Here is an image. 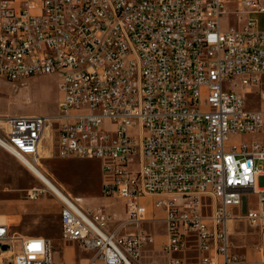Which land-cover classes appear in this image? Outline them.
<instances>
[{"label":"built area","instance_id":"built-area-1","mask_svg":"<svg viewBox=\"0 0 264 264\" xmlns=\"http://www.w3.org/2000/svg\"><path fill=\"white\" fill-rule=\"evenodd\" d=\"M260 13L259 0H0V76L17 89L53 75L61 94L54 114L1 115L4 150L31 173L55 125L57 157L99 160L102 195L124 203L121 215L44 182L27 189L30 201L55 198L60 237L89 254L84 264H145L144 226L157 220L164 264H245L227 225L264 233V147L231 137L263 127L245 104L264 75ZM5 244L11 264H66L48 237L0 223Z\"/></svg>","mask_w":264,"mask_h":264},{"label":"rangeland","instance_id":"rangeland-1","mask_svg":"<svg viewBox=\"0 0 264 264\" xmlns=\"http://www.w3.org/2000/svg\"><path fill=\"white\" fill-rule=\"evenodd\" d=\"M230 24L234 25L235 17H229ZM264 80V77H263ZM57 80L53 75H36L26 80V86L13 88V82L5 80L0 76V116L13 115L17 113L46 114L56 112V102L58 98ZM29 99V101H26ZM245 104L248 109H260L264 112V106L255 95H247ZM52 133V132H51ZM51 136V135H50ZM49 136V137H50ZM47 136L43 140V146L49 147L50 138ZM242 139L251 141L258 140L259 135L242 134ZM48 141V142H47ZM53 141V140H52ZM7 136L0 137V146L6 149ZM0 148V199L26 200L27 189L35 186H43L39 178L26 170L20 162L14 159L4 149ZM45 150L40 148L41 168L37 171L46 179H49L43 171L46 170L54 180L65 189L75 195L79 204L86 207L104 206L110 211L123 215L124 203L117 199L106 198L101 193L100 181L102 179L99 170L100 161L95 159H62L56 157L51 149L48 155H44ZM258 167L264 168V160H257ZM132 164L131 167H135ZM53 182V181H52ZM47 197L52 195L47 194ZM43 196L36 200L41 199ZM249 204L256 201V196H248ZM35 200V201H36ZM237 213V211H236ZM163 214L159 210L154 211V218L161 219ZM120 221L122 220L119 218ZM18 224L10 225L12 235H43L51 239L52 252L54 258H67L72 255L74 264H81L80 258H85L89 254L82 252L75 243L66 242L60 237L58 206H48L43 215H30L23 213ZM146 232H151L154 242L148 245L144 255L145 264H164L167 256L162 252L161 244L166 238L164 223L159 220L144 226ZM227 229L229 232L230 251L238 257L243 258L245 264H257L259 259L258 247H264V233L251 227L245 220H231ZM17 248V244L13 249ZM9 253L0 254V264H11Z\"/></svg>","mask_w":264,"mask_h":264},{"label":"crops","instance_id":"crops-1","mask_svg":"<svg viewBox=\"0 0 264 264\" xmlns=\"http://www.w3.org/2000/svg\"><path fill=\"white\" fill-rule=\"evenodd\" d=\"M259 1L264 6V0H259ZM255 17H256V20H257L258 27L261 30H264V13L256 14ZM263 77H264V75L261 76L260 83L258 85H255V88L254 87L248 88V90H247L248 93L246 94V96L247 95H255L256 94L257 98L259 99V102L261 104H263V106H264V100H261L259 98V91H260V89H262L264 87ZM54 78H55V76H54ZM56 80H57V78H56ZM58 94H59V92H58ZM60 96H61V94H59V96L57 98V101L59 100ZM56 104H57V102H56ZM255 109H252V110H255ZM257 110H260V109L257 108ZM54 113H50V114H54ZM17 114H13V115H17ZM22 114H27V113H22ZM33 114H35V113H33ZM262 114H263V119H264V112L263 111H262ZM41 115H46V114H41ZM256 133L259 135V141L258 140H251V141L244 140V139H242V134L233 135L231 137V141H233L235 143H238L240 141L246 142V143L255 142V143H258L259 145L264 147V122H263L262 129L260 131L256 132ZM243 134H246V133H243ZM255 134H251V135H255ZM47 136L48 137L50 136L49 137L50 138L49 139L50 142L47 141L49 147L46 148V147L43 146V143H44L43 140L45 138H47ZM56 138H57V132H56V129H55V125H53V127H51V128L46 130V135H45L44 139L41 141L42 143H41L40 148H43V150H45L44 155H48L50 149L52 151H54L55 155H56V142H55ZM0 148L2 149L3 147L0 146ZM3 149H5V148H3ZM56 157H57V155H56ZM42 159H41V161H42ZM66 159H74L75 160V159H78V158H66ZM82 159H85V158H82ZM82 159H79V160H82ZM260 168H261V171L264 170V168H262V167H260ZM43 174H45L48 178H50V179L52 178L54 180V178L52 176H50V174H48L46 172V170L43 171ZM262 180L263 179L261 178L262 188H264V182ZM55 183L54 184L58 188H60V189L65 191V189H63L62 186H60L56 181H55ZM100 183H101V181H100ZM66 193H69L72 197H75V195L71 194L70 192H66ZM51 205H57L58 206V220H59L60 205H58L57 201L55 200V198L53 196L52 197H47L46 195H43V197L41 199L36 200V201H30V200H27V199L26 200H23V199H20V200L4 199V200H2V199H0V223H4V224L6 223L8 225V227H9V230H10V225L18 224L20 216L23 213H26V215L27 214H30V215H36L37 214V215H43L44 216V213L47 211L48 206H51ZM254 205H255V202H253L250 205V207H253ZM59 232H60V226H59ZM21 235H23V236H37L39 234H37V235L20 234L19 236H21ZM39 236H43V235H39ZM43 237H45V236H43ZM50 241H51V239H50ZM8 248L5 249V250H1L0 249V254H3V253L7 252V253L10 254V257H11L13 251H11ZM87 257L88 256H86L85 258H80L81 261L83 260L81 264L85 263V260L87 259ZM11 259H10V261H11ZM60 259L65 261L66 264H74V260H73L72 255L67 257V258H60Z\"/></svg>","mask_w":264,"mask_h":264},{"label":"bare ground","instance_id":"bare-ground-1","mask_svg":"<svg viewBox=\"0 0 264 264\" xmlns=\"http://www.w3.org/2000/svg\"><path fill=\"white\" fill-rule=\"evenodd\" d=\"M38 167H33L31 170V173L37 176L40 180V182L46 183L50 188L54 189L57 193H63L62 189L58 188L52 181H49V179H46L42 174H40L37 171ZM9 251V250H8ZM10 252V251H9Z\"/></svg>","mask_w":264,"mask_h":264},{"label":"water","instance_id":"water-1","mask_svg":"<svg viewBox=\"0 0 264 264\" xmlns=\"http://www.w3.org/2000/svg\"><path fill=\"white\" fill-rule=\"evenodd\" d=\"M242 199H243V203H242L241 212L244 213L245 210H246V203H245V199H244V198H242ZM7 248H8V245H7V244H5V245H0V249H1V250H5V249H7Z\"/></svg>","mask_w":264,"mask_h":264}]
</instances>
